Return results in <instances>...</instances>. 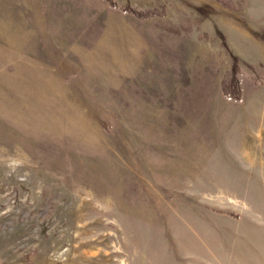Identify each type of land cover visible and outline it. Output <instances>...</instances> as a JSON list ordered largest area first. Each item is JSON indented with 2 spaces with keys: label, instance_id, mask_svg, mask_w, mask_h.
<instances>
[{
  "label": "rangeland",
  "instance_id": "374dc122",
  "mask_svg": "<svg viewBox=\"0 0 264 264\" xmlns=\"http://www.w3.org/2000/svg\"><path fill=\"white\" fill-rule=\"evenodd\" d=\"M0 264H264V0H0Z\"/></svg>",
  "mask_w": 264,
  "mask_h": 264
}]
</instances>
